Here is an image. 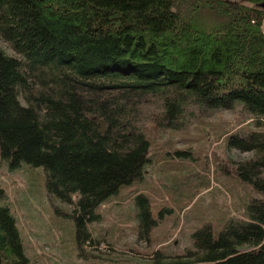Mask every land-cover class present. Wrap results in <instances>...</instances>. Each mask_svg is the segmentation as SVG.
Returning a JSON list of instances; mask_svg holds the SVG:
<instances>
[{
  "label": "trees",
  "instance_id": "trees-1",
  "mask_svg": "<svg viewBox=\"0 0 264 264\" xmlns=\"http://www.w3.org/2000/svg\"><path fill=\"white\" fill-rule=\"evenodd\" d=\"M263 4L0 0V38L17 54L0 45V164L44 167L49 194L73 206L79 247L92 246L98 209L145 177L148 123L180 130L197 112L240 108L254 128L224 140L253 153L233 173L262 197L220 234L207 224L192 248L158 250L153 264H264ZM138 203L150 239L158 220L148 197ZM0 264H30L3 188Z\"/></svg>",
  "mask_w": 264,
  "mask_h": 264
},
{
  "label": "rangeland",
  "instance_id": "rangeland-1",
  "mask_svg": "<svg viewBox=\"0 0 264 264\" xmlns=\"http://www.w3.org/2000/svg\"><path fill=\"white\" fill-rule=\"evenodd\" d=\"M0 45L17 55L1 38ZM248 126L254 128L240 108L197 112L180 130L148 123L152 159L144 179L124 186L98 209L101 216L91 230L99 242L83 248L68 215L73 206L49 194L45 168L24 163L13 169L2 161L0 188L17 218L30 264H153L158 250L175 255L192 248L193 234L207 224L220 234L231 218H242L247 205L262 197L233 173L235 164L253 153L229 148L224 140L229 131ZM141 195L150 199L158 220L151 240L141 235Z\"/></svg>",
  "mask_w": 264,
  "mask_h": 264
},
{
  "label": "bare ground",
  "instance_id": "bare-ground-1",
  "mask_svg": "<svg viewBox=\"0 0 264 264\" xmlns=\"http://www.w3.org/2000/svg\"><path fill=\"white\" fill-rule=\"evenodd\" d=\"M222 4V3H221ZM228 18V17H227ZM184 155V154H183ZM151 240V239H150ZM84 251V250H83ZM146 252V251H145ZM31 259V258H30ZM139 260V259H138ZM144 262V261H143Z\"/></svg>",
  "mask_w": 264,
  "mask_h": 264
},
{
  "label": "water",
  "instance_id": "water-1",
  "mask_svg": "<svg viewBox=\"0 0 264 264\" xmlns=\"http://www.w3.org/2000/svg\"><path fill=\"white\" fill-rule=\"evenodd\" d=\"M263 6H264V4H263Z\"/></svg>",
  "mask_w": 264,
  "mask_h": 264
}]
</instances>
